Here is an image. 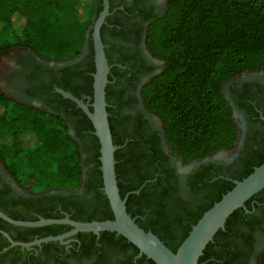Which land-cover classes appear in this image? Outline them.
I'll use <instances>...</instances> for the list:
<instances>
[{
	"label": "trees",
	"instance_id": "trees-1",
	"mask_svg": "<svg viewBox=\"0 0 264 264\" xmlns=\"http://www.w3.org/2000/svg\"><path fill=\"white\" fill-rule=\"evenodd\" d=\"M5 1L0 0V5ZM9 1L10 13L0 10V29L10 30L13 35L0 42V54L14 47L30 49L42 57L52 59L77 53L71 52L64 45V33L59 26V15L67 9L63 0ZM145 43L150 54L163 64L142 85L140 95L145 109L160 120L171 152L183 163H187L222 149H232L238 128L231 105L223 93V85L243 72L264 70V0H166L163 13L153 18L146 28ZM94 71V55L91 53L86 69L72 72L81 80L79 87L69 89L74 96L80 98L83 92L92 101ZM108 79L111 77L108 76ZM62 87L64 90L69 88L66 84H62ZM116 99L120 101L119 96ZM66 100L70 102V109L63 110V115L48 113L11 100L0 89V160L13 178L30 192L60 189L74 191L81 184V148L68 129L72 126L79 136H83V128L93 130L94 127L76 103ZM105 100L112 142L116 146L121 145L122 141L113 135L110 117V112L114 110L112 104L116 103L110 101L111 97L107 93ZM8 104L11 105L10 109L7 108ZM89 109L92 110V107ZM90 134L97 141L96 148L100 147L97 136ZM122 147L117 146L114 151V167L120 196L124 197L129 192L125 202L127 210L129 202L148 196L144 190L154 185V175L146 176L148 181L140 189L139 196L131 193L143 180L141 178L135 185L121 182L135 158L124 154ZM96 155H100L98 150ZM22 159L28 166L26 171L19 164ZM263 160L264 155L254 166ZM99 166L98 159L95 171L99 176V185L102 186ZM252 169L249 168L239 179ZM225 183L224 180L209 181L206 178L205 184L215 187L212 194L222 190L212 202L187 221L188 227L181 229L178 235H172L166 227L154 221L149 222L146 228L139 224L141 222L136 223L144 230L152 231L169 249L175 251L202 213L234 184L227 186ZM197 187L202 188L203 185ZM96 194L103 203V217L112 219V211L103 190L96 189ZM48 197L56 203L53 207L40 210L45 218L62 216L56 207L57 203H61L67 211L76 206L73 196L69 200L58 194ZM146 201L143 198L136 211L141 213L143 207H150L144 204ZM25 209L21 212L24 217L18 218L11 215L0 201V211L10 218L37 220L29 204ZM243 211L241 207L228 216L224 227L214 234L203 249L198 258L199 263L231 264V258L233 260L237 253L232 247H237V241L243 235L238 225H246L241 216ZM71 212L77 215V210ZM173 221L178 222L177 219ZM0 237L4 240L0 247L9 244L1 234ZM120 237L133 245L122 235ZM14 248L20 249L19 246ZM147 259L156 264L150 258ZM29 264L35 262L30 260ZM256 264H264V248Z\"/></svg>",
	"mask_w": 264,
	"mask_h": 264
},
{
	"label": "flooded vegetation",
	"instance_id": "flooded-vegetation-1",
	"mask_svg": "<svg viewBox=\"0 0 264 264\" xmlns=\"http://www.w3.org/2000/svg\"><path fill=\"white\" fill-rule=\"evenodd\" d=\"M102 8V0H95L92 23ZM164 9L162 0H108V10L100 26V37L109 64L108 76L111 77L106 84L105 95L107 93L111 97L110 101L116 103H110L114 107L110 112L113 135L122 141L121 145H117L123 146L122 152L135 157L121 182L135 185L142 178L143 182L135 189L138 192H131L139 196L140 189L148 181L146 176L154 175V185L144 190L148 196L132 200L127 210L144 228L154 221L166 227L172 235H178L181 229L188 227L187 221L212 202L222 190L219 188L212 194L215 187L205 184L206 178L209 181L224 180L228 186L254 167L264 155V70L243 72L223 85V93L231 105L232 114L234 112L237 116L238 135L232 151L218 159H192L190 167H183L186 163L171 152L160 120L145 109L140 95L142 85L158 72V61H161L147 49L146 28ZM92 23L88 26L84 45L77 55L52 59L30 49L14 47L19 51L3 74L5 89L0 87L1 91L11 100L63 115V110L70 109V102L66 99L74 101L63 96L59 89L64 90L62 84H66L69 88L64 91L73 94L69 89L80 86V77L72 75V72L85 70L90 54L93 56ZM80 95L82 100L85 99L84 102L90 103L89 95L83 92ZM116 96L120 97L119 102ZM71 129L72 137L81 148L82 167L81 184L74 191L30 192L13 178L0 160V201L11 215L24 217L21 212L26 211L25 206L29 204L37 220L45 218L40 210L53 207L56 201L48 196L58 194L66 200L73 196L76 201V206L70 211L57 203L61 217L68 216L81 221L105 220L103 203L96 194V189H102V186L95 171L99 147L96 148L97 141L90 134L95 135L94 129L83 128V136H79L74 127L71 126ZM200 185L203 187L198 188ZM143 198L147 199L144 204L150 207H143L140 213L136 209ZM245 207L247 210L244 209L241 216L246 225H238L243 235L238 239L237 247H232L237 253L233 260L231 258V264H256L264 248V189L253 195ZM72 210H77V215ZM174 219L178 222L175 223ZM69 229L70 226L63 223L25 226L0 217V230L14 241L31 242L63 234ZM85 232L63 237L61 241H42L28 247L2 245L0 264H29L30 260L35 264H152L147 256L139 254L135 245H130L117 233L100 230L98 233L92 232L93 236L90 231ZM1 244H4V240L0 237ZM15 246L20 249H15Z\"/></svg>",
	"mask_w": 264,
	"mask_h": 264
},
{
	"label": "water",
	"instance_id": "water-1",
	"mask_svg": "<svg viewBox=\"0 0 264 264\" xmlns=\"http://www.w3.org/2000/svg\"><path fill=\"white\" fill-rule=\"evenodd\" d=\"M102 5V10L91 25L95 65L92 101L88 104L67 91L60 89L59 91L63 96L76 102L92 122L94 133L100 143L99 160L102 175V189L108 199L113 218L81 221L64 216L61 218L42 217L34 221H24L12 219L0 211L1 218L14 224L39 226L51 223H63L70 226V229L63 234L47 236L31 242L14 241L5 231L0 230V232L7 238L9 245L28 247L34 244H40L42 241H61L63 237L77 232L90 231L98 233L100 230H108L125 237L138 248L139 254H145L156 264H201L198 262L199 256L202 254L207 243L212 240L214 234L224 227L228 216L238 208L242 207L246 209L245 202L264 188V160L259 165L254 166L252 171L245 177L235 180L233 186L202 213L191 226L187 235L175 251L169 249L152 231L144 230L140 227L136 223L135 218L126 210L125 201L128 193L124 197H121L116 182L114 151L117 146L112 142L108 112L106 109L107 102L105 100V87L109 81V64L100 37V26L108 10V0H102ZM89 105L92 107V110L89 109ZM131 192H138V190Z\"/></svg>",
	"mask_w": 264,
	"mask_h": 264
},
{
	"label": "rangeland",
	"instance_id": "rangeland-1",
	"mask_svg": "<svg viewBox=\"0 0 264 264\" xmlns=\"http://www.w3.org/2000/svg\"><path fill=\"white\" fill-rule=\"evenodd\" d=\"M65 6L67 7L66 11L59 15V26L64 33V45L65 48L71 52H77L74 55H77L83 45H84V35L88 34V26L92 23L93 14L95 11V0H63ZM163 3H166V0H162ZM0 10L3 13H10L11 5L10 1L6 0L0 5ZM13 33L10 30L0 29V42L10 39ZM19 49L12 48L9 52L0 55V87L5 89V72L7 71L9 65H12L14 62L15 56ZM159 69H161L163 62L158 61ZM8 109L11 108V105L8 104ZM0 107V111H1ZM233 117L237 121V116L233 112ZM68 132L72 134V129L69 128ZM236 142V141H235ZM233 149V148H232ZM232 150L222 149L213 154L207 155L206 158L218 159L226 157ZM229 152V153H228ZM24 171L27 170L26 163L24 164L23 159L19 161ZM192 161L184 164L183 167L187 168L192 165ZM20 166V165H19Z\"/></svg>",
	"mask_w": 264,
	"mask_h": 264
}]
</instances>
